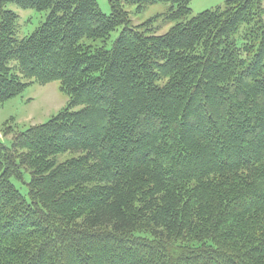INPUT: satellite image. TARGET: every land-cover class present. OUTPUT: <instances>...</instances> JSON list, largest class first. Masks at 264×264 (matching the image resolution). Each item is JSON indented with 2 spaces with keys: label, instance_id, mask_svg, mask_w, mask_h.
<instances>
[{
  "label": "trees",
  "instance_id": "1",
  "mask_svg": "<svg viewBox=\"0 0 264 264\" xmlns=\"http://www.w3.org/2000/svg\"><path fill=\"white\" fill-rule=\"evenodd\" d=\"M191 1L0 0V104L68 97L4 125L0 264H264V0ZM157 3L168 33L131 25ZM9 4L49 13L18 39Z\"/></svg>",
  "mask_w": 264,
  "mask_h": 264
},
{
  "label": "rangeland",
  "instance_id": "2",
  "mask_svg": "<svg viewBox=\"0 0 264 264\" xmlns=\"http://www.w3.org/2000/svg\"><path fill=\"white\" fill-rule=\"evenodd\" d=\"M227 0H192L189 7L191 15L189 19L197 16L206 10L222 7ZM102 12L111 14L109 0H97ZM173 4L157 3L146 7L142 12H136V6H128L132 26L146 23L153 19V27L159 35H164L175 26V22L167 19ZM8 9L18 15L16 28V37L23 39L31 35L43 22L46 21L48 11L39 12L33 9H21L14 4H9ZM123 27L118 28L111 34L108 40V47L118 38ZM99 44V42L97 43ZM68 103V97L60 91L58 82L46 86L32 85L22 94L16 96L7 102L0 104V139L7 145L11 146L13 131L10 135H3L5 124L13 127L14 132L26 131L31 126L48 122ZM19 190L26 194V186L18 185Z\"/></svg>",
  "mask_w": 264,
  "mask_h": 264
}]
</instances>
